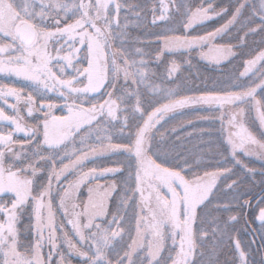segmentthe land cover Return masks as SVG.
I'll return each instance as SVG.
<instances>
[{
	"label": "snow or ice",
	"instance_id": "obj_1",
	"mask_svg": "<svg viewBox=\"0 0 264 264\" xmlns=\"http://www.w3.org/2000/svg\"><path fill=\"white\" fill-rule=\"evenodd\" d=\"M141 27L157 64L199 49L220 65L249 36L260 47L223 86L194 91L175 60L157 83L151 53L125 47L145 42L129 31ZM233 30L237 45L215 43ZM0 74L28 86L0 84V264H220L225 243L224 264H249L237 225L256 187L264 248V167L257 180L244 160L264 162V0H0ZM192 137L209 146L187 150ZM111 156L123 159L88 167Z\"/></svg>",
	"mask_w": 264,
	"mask_h": 264
},
{
	"label": "trees",
	"instance_id": "obj_2",
	"mask_svg": "<svg viewBox=\"0 0 264 264\" xmlns=\"http://www.w3.org/2000/svg\"><path fill=\"white\" fill-rule=\"evenodd\" d=\"M131 2L138 3V4H145L146 0H131ZM217 3H227V0H216ZM151 19V16L148 17ZM223 21L219 18L209 21L206 23V25L203 26H197L196 29L192 32L193 35H203L208 31H212L215 28L219 27L220 24ZM136 30V31H135ZM130 31L131 36L136 37V33H138L142 40H144V43H135L137 47H143L146 51L151 53L150 57H145V59H148L149 61V69L156 74L157 83H159V77L164 74L165 67L171 63V61L175 60L177 64L180 65V72L177 73L179 76V79L177 80V83H183L187 86L188 89L197 90V89H204L207 87L208 89H212L213 87H221L220 84L224 79H227L231 75H238L240 71L243 70V60L251 58L252 54L255 53V51L258 49L256 45L258 43H255V39L260 37L259 35L256 36H249L246 38V44L241 47L234 48V51L236 52L235 57H228L227 59L222 60L220 65H216L214 63L209 62L207 59H201L200 57V50L196 49L193 50L191 55L184 53L181 54V52L176 53H165L161 62L157 64L155 61V53L152 51V49L155 47V45H149L147 43L148 39H151V37L148 35L150 31H153L152 29L145 30L143 28H133ZM182 30H178L177 34H180ZM261 38V37H260ZM216 44H231V45H237L239 42L236 39V31L233 30L230 34H225L221 37H217ZM133 45V44H132ZM130 49L135 48V46L129 47ZM203 52H208V46L206 45L203 48ZM139 59V58H138ZM191 60V65L188 63H185V61ZM9 84V83H8ZM15 86V85H13ZM16 87H25V90H28V86L26 82L19 81ZM15 101L11 98H9V103H14ZM0 107H4L6 112L10 110L7 105H4L2 102H0ZM57 111V110H56ZM59 113L56 112V115ZM171 115V114H170ZM179 119L170 120L168 124V128L176 127L179 124ZM197 123L200 125V127L208 128V124L206 122H200L197 121ZM218 127V125H217ZM188 131H191V128L188 129ZM219 135V133L213 134L212 139H216V137ZM205 140H208V137L204 138ZM209 145L202 144L200 140L196 137H192L189 139H186L184 142V147L187 150L196 152L200 149H207ZM205 156H207V152L204 153ZM245 162L249 164L250 167L256 169V178L259 180L260 178V169L264 167V162H261L260 160H257L255 158H244ZM89 164V163H88ZM107 180V179H106ZM105 179H101L99 183L101 184H107ZM85 192H87L86 188H83ZM257 190V194H261L260 187H256L254 189ZM255 195V196H256ZM114 199V197H113ZM112 201L109 202V207H111ZM250 228L253 227V232L256 233V230L254 231V226L251 222H249ZM69 229L71 230V225L69 226ZM47 251V249H45ZM72 264H77V258H72Z\"/></svg>",
	"mask_w": 264,
	"mask_h": 264
},
{
	"label": "rangeland",
	"instance_id": "obj_3",
	"mask_svg": "<svg viewBox=\"0 0 264 264\" xmlns=\"http://www.w3.org/2000/svg\"><path fill=\"white\" fill-rule=\"evenodd\" d=\"M131 29H133V28H131ZM140 29L143 30V27H141ZM136 36H139L140 37V35L138 33H136ZM260 39H261L260 37L256 38L255 39V43H258L260 41ZM132 44L135 47H137L135 45V43H133L131 41H129L125 45V47H127L129 49V51L133 55H135V53H134V49L135 48H133V49H130L129 48V47L133 46ZM256 47H258V48L260 47L259 43L256 45ZM135 58L138 59L139 57H135ZM228 78L227 79H224L220 84L223 86L225 84V82L228 80ZM19 81H22V80H18L15 77H9V76L0 74V84H8L9 83L8 85H10V86H13V85L17 86V84H18ZM7 112L10 113L11 110H8ZM56 112L59 113L58 115L61 114L59 110H57ZM122 159H123V157H121V156L101 157V158L95 160L94 162L93 161H89L88 162L89 163L88 164V167H94V166H96V167H108V166H113V163L116 160H122ZM103 179H105V180L107 179L106 182L107 183H111V178L110 177L103 178ZM81 191L84 193V195L86 197L87 192H85L83 189ZM254 192H255V194H257V190L256 191L254 190ZM116 198L117 197L114 196V199L112 200V204H111L110 210L115 207V200H116ZM259 199H260V194L256 195L255 198L253 199V201H252V208L246 210L247 215L245 217V220L247 221V223H245L244 221H241V223L239 225H237V229L240 232V238L243 241V245L246 248H248V252H249V255H248L249 264H261V262L264 261V248L261 247V238H260V232H259V222L258 221H255L253 219V215H252L253 212H258V209L256 208V202ZM60 218H62V217H60ZM248 220H249V222H251L253 224L254 230H256V233L253 232V230H252L253 227L250 228L249 223H248ZM27 223H28V217L27 216H23L21 218L20 224L18 225V228H20L21 233H22V237H21L22 240H23V234H24V231H23L24 230V226ZM65 223H66V221H65ZM69 226L70 225H67L66 224L67 230L70 231ZM253 239L255 240V243L250 244V241H252ZM208 247H209V245L206 244L205 247H204V249H203V251H205V253H207ZM220 247L222 249V252H221V254L219 256L220 264H224V260L226 258H231V245L225 243V244H222ZM164 255H166V253H164ZM197 260H198L199 264H206L207 255H205L204 257L197 256Z\"/></svg>",
	"mask_w": 264,
	"mask_h": 264
}]
</instances>
